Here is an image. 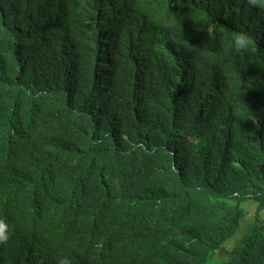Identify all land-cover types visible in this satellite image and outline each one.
Returning a JSON list of instances; mask_svg holds the SVG:
<instances>
[{
    "label": "trees",
    "instance_id": "1",
    "mask_svg": "<svg viewBox=\"0 0 264 264\" xmlns=\"http://www.w3.org/2000/svg\"><path fill=\"white\" fill-rule=\"evenodd\" d=\"M263 212L264 10L0 0V264H264Z\"/></svg>",
    "mask_w": 264,
    "mask_h": 264
},
{
    "label": "clouds",
    "instance_id": "2",
    "mask_svg": "<svg viewBox=\"0 0 264 264\" xmlns=\"http://www.w3.org/2000/svg\"><path fill=\"white\" fill-rule=\"evenodd\" d=\"M247 3L253 8L264 10V0H247ZM161 23L165 27L170 28L173 31H176L180 26V19H178L174 14H169L166 18H163L161 20ZM105 28L107 30V33L109 32L110 29H112V26L110 25V20H107ZM230 41H231L230 51L233 53L248 54L256 50L255 40L246 31H238L233 33L230 37ZM248 118L250 119L253 118V115L249 114ZM4 218H10L15 220L14 214L9 215L7 217L4 215ZM4 221H6V219L0 220V244L6 243L10 235L9 226ZM59 264H68V262L65 259H61L59 261Z\"/></svg>",
    "mask_w": 264,
    "mask_h": 264
},
{
    "label": "rangeland",
    "instance_id": "3",
    "mask_svg": "<svg viewBox=\"0 0 264 264\" xmlns=\"http://www.w3.org/2000/svg\"><path fill=\"white\" fill-rule=\"evenodd\" d=\"M249 204L250 205L248 206V208L250 209V213H252L254 211L255 205L253 203H249ZM263 215H264V212H263ZM14 218L16 221L21 220L19 212H16L14 214ZM232 242H233L232 240L228 241V243H227L228 246H230L232 244ZM223 256H225V255H223Z\"/></svg>",
    "mask_w": 264,
    "mask_h": 264
},
{
    "label": "bare ground",
    "instance_id": "4",
    "mask_svg": "<svg viewBox=\"0 0 264 264\" xmlns=\"http://www.w3.org/2000/svg\"><path fill=\"white\" fill-rule=\"evenodd\" d=\"M111 32H112V31H110V34H111ZM110 34H109V35H110ZM13 197L16 198V197H17V193H15ZM22 204H23V201H22V200H19V201L17 202V205H22ZM14 212H15V209L10 208V209L8 210L7 216L12 215Z\"/></svg>",
    "mask_w": 264,
    "mask_h": 264
}]
</instances>
